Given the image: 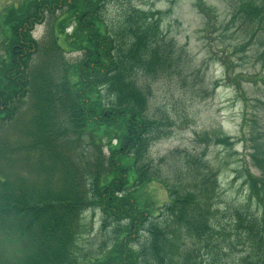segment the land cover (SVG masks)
I'll list each match as a JSON object with an SVG mask.
<instances>
[{"label": "trees", "instance_id": "obj_1", "mask_svg": "<svg viewBox=\"0 0 264 264\" xmlns=\"http://www.w3.org/2000/svg\"><path fill=\"white\" fill-rule=\"evenodd\" d=\"M106 1L24 0L0 19L6 51L0 57V124L19 133L13 145L0 140V249L2 243L16 246L14 258L4 257L2 248L0 264H222L208 260L219 249L209 219L217 190L212 172L196 179L191 191L165 184L166 200L156 215L134 197L157 180L147 149L161 123L149 119L145 93L131 73L164 72L171 47L135 11L109 31L102 18ZM231 12L242 31H264V0H236ZM57 13V30L46 42L34 40V26ZM63 52L82 56L69 63ZM81 137L88 139L92 162L83 164L72 153ZM89 209L100 212L101 227L112 229L114 242L106 255L86 263L74 241L79 217ZM234 217L235 242L243 238L247 249L234 260L225 255V264H264V212ZM182 238L196 242L180 252ZM226 249L237 254L230 241Z\"/></svg>", "mask_w": 264, "mask_h": 264}, {"label": "rangeland", "instance_id": "obj_2", "mask_svg": "<svg viewBox=\"0 0 264 264\" xmlns=\"http://www.w3.org/2000/svg\"><path fill=\"white\" fill-rule=\"evenodd\" d=\"M23 1L0 0V19L5 10L19 7ZM104 4L102 21L109 31L116 32L135 11L155 24L171 47L170 56L164 57L171 66L164 72L157 69L150 76L137 68L131 73V81L145 93L146 114L161 123L150 134L157 139L147 149L157 180L134 194L138 206L156 215L157 207L166 200L165 184L180 193L191 191L196 179L212 172L217 190L209 219L215 230L213 244L219 249L208 260L216 257L225 264V255L237 259L246 252L247 243L243 238L235 242L236 212L257 218L264 212V31L258 26L242 31L241 21L232 19L236 0H107ZM201 8L210 20L201 14ZM60 17L59 13L46 14L34 26L32 38L46 42L52 28L59 27ZM73 28L68 25L64 34L70 36ZM1 33L0 57L6 56ZM64 52L69 63L82 56ZM27 110L25 105L22 111ZM18 136L10 125L0 124L2 142L13 145ZM71 150L83 164L92 157L86 137L74 142ZM102 152L106 154L105 147ZM18 167L11 163L10 172ZM77 225L74 248L78 258L89 263L106 255L114 235L111 228L101 227L100 212L84 211ZM238 232L243 236V230ZM229 241L237 254L225 250ZM194 242L182 238L180 252ZM2 245L4 257L13 254L14 258L16 246Z\"/></svg>", "mask_w": 264, "mask_h": 264}]
</instances>
